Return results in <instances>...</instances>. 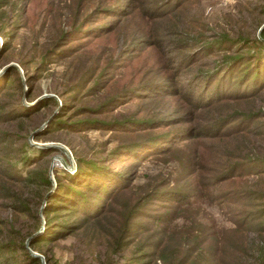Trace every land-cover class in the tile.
I'll return each mask as SVG.
<instances>
[{"label":"rangeland","instance_id":"rangeland-1","mask_svg":"<svg viewBox=\"0 0 264 264\" xmlns=\"http://www.w3.org/2000/svg\"><path fill=\"white\" fill-rule=\"evenodd\" d=\"M140 1L137 0V3ZM161 1L173 3L176 0H158ZM114 2L115 0H0V83L3 82L0 113L17 107V104L30 111L28 115L18 114L1 121L0 131L13 134L18 142H27L29 146L26 154L31 158H39L35 163L22 166V170L33 171L31 176L24 173L22 175V179L26 176L29 180L13 182L0 176V239L25 240L31 232L33 235L38 234L42 240L29 250L42 261L48 258L50 264H127L138 241L132 239L131 242L115 244L110 237L115 226L112 224L115 217L112 213L98 222H93L94 224H78L71 233L63 236L53 233L52 227L44 229L41 209L55 189L56 177L67 182V174L75 176L77 166L85 169L83 161L98 158L103 159L101 165L106 171H135L134 180L130 183L135 193L142 191L159 176L170 172L174 175L175 171L183 174L174 160L164 162L163 158H157L136 162L134 168H129L131 155L124 153L121 158L110 155L120 140L135 134L115 132L104 127L82 131L58 129L52 122L55 117L59 115V118H64L78 114L75 116L77 119L111 120L166 115L176 117L182 123L178 127H183L193 122L185 120L190 118L192 110L176 95L168 98L159 96L156 89L143 90L144 83L165 80L169 87L173 79L184 83L182 79L187 78L190 73L188 77L200 75L204 78L212 76L221 67L226 70L232 65L239 67L246 61L240 55L247 52L249 46L253 49L251 55H256L254 63L258 67L264 64V0H183L180 9L182 11L175 12L173 17L175 21H181L180 27H176L177 32H173L172 39L166 44L154 47L147 43L140 46L133 42L131 37L137 34L138 24L142 27L143 23L139 17L120 19L117 15L113 16L111 7ZM143 9H138L140 16L144 15ZM111 21L113 24L110 31L97 34V28ZM77 28L81 33L76 36L74 31ZM179 29L182 33H187L188 42L192 37L196 42L216 40V43L210 44L208 53L202 59L194 57V62L177 64L182 58L177 47L185 40V37L184 40L179 38L183 37ZM78 36L87 38L78 39ZM190 42L188 44L193 45ZM61 49L66 50L61 52ZM113 59L115 62L107 66L113 70L108 71L104 64ZM11 68H15V73ZM96 70L107 72L105 87L91 91L79 102L74 97L79 95V91L73 87L74 84L82 82L89 85V81H83L86 77L84 74ZM138 85L142 87L133 96L150 95L151 99L159 101L130 97L125 101L121 100L116 106L112 105L115 107L108 113L84 110L85 114H79V110L74 111L80 103L85 104L84 107L94 108L128 86ZM238 105L247 110L259 108L264 112V85L252 99ZM176 110L178 112L174 113ZM256 122L259 128H264V115ZM130 128L134 131L136 127L130 124ZM171 129L140 128L139 133L161 135ZM254 140L253 149L249 150L247 145L244 153L247 156L258 155L264 158V137ZM157 142H160L159 138H156ZM190 146L191 151L201 157V161L207 159V150L198 141ZM179 151L172 157L176 158ZM17 158L19 157L15 156ZM195 163L199 166L196 159ZM13 164L14 167L17 166L18 161ZM46 176L49 180L51 177L53 179L50 187L41 183L40 178ZM241 180L249 187L264 192V171L260 174L249 173ZM222 185L223 183L220 184ZM8 192L10 195L6 196ZM13 205H18L22 210L13 209ZM200 209L199 214L204 217L197 219V222H212L219 230L227 228L230 238L244 242L248 250L241 264H264V231L250 230L244 233V237H240L233 233L234 225L229 220V215H224L222 206L217 208L211 203H204ZM80 216L76 212H70L67 217L65 215L68 222L72 223ZM152 223L148 222L146 225L150 231L157 227L154 224L152 226ZM188 226L187 219L177 218L176 223H172L165 234L174 232L175 239L180 241L183 233L188 232ZM113 236L116 238V230ZM144 236L145 233L136 235L140 240ZM187 245L188 243L184 247ZM183 252L180 250V256ZM195 252L201 253L199 257L206 253L202 250ZM204 263L202 258L195 262ZM143 264L162 263L159 260H149Z\"/></svg>","mask_w":264,"mask_h":264},{"label":"trees","instance_id":"trees-1","mask_svg":"<svg viewBox=\"0 0 264 264\" xmlns=\"http://www.w3.org/2000/svg\"><path fill=\"white\" fill-rule=\"evenodd\" d=\"M182 1L176 0L172 3L141 0L137 3V0H115L111 13L113 16H119L120 19L139 17L143 23L142 27L138 24V32L131 38L137 45L142 46L147 43L154 47L158 44H166L172 39L173 32H177L176 27L178 25L180 27L181 21L177 22L173 17L175 12L181 9ZM139 7L144 8V15L140 16ZM112 21L97 28L99 30L97 34L101 31H110ZM74 32L76 36L81 33L78 32V28ZM179 32L183 34V37L179 38L184 40L185 37V40L178 44L177 51L182 54V58L177 64L194 62V57L202 59L208 53L210 44L216 43V40L196 42L190 37L193 44L190 45L188 43L191 42L186 39L187 33H182L181 29ZM80 37L87 38L78 36V39ZM64 50L66 49L59 51ZM246 51V56L245 53L240 55L246 60L241 66L225 65L228 70L221 67L220 70L214 71L212 76L188 77L190 73L187 74V78L182 79L184 83L173 79L169 87L166 86L165 80L143 84V90L156 89L159 96L170 98L176 95L180 98L184 105L192 110L190 118L185 119L193 121L189 125L178 127L182 123L176 120V117L166 115L111 120L77 119L75 116L78 114L67 115L64 118H59V115L55 117L52 122L58 129L82 131L104 127L115 132L135 134L120 140L111 150L110 155H117L119 158L123 157L124 153L131 155L129 168H134L136 162L157 158H163L164 162L174 160L183 174H177L175 171L174 175L170 172L159 176L142 191L135 193L130 185L134 180L135 171L122 169L110 172L101 165L103 159L85 160L83 161L86 165L85 169L77 166L78 171L75 176L67 174L69 177V179L65 178L67 182L55 178V189L47 197L41 209L44 229L48 226L52 227L53 233L63 236L71 233L78 224L89 222L94 224L93 222H98L112 213L115 215L112 224L116 228L113 226L110 237L114 239L115 244L131 242L132 239L138 240L127 264H143L149 260H159L162 264H195L198 258L204 259V264H241L248 250L244 242L241 239L234 241L232 237L230 238L227 228L219 230L212 222L200 224L197 219L204 217L199 214L201 205L211 203L217 208L222 206L224 215L226 217L229 215L228 218L235 227L232 228L233 233H237L240 237H244L246 231H264V192L249 187L244 180H241L249 173L260 174L264 171V158L258 155L247 156L244 153L247 145L249 150L253 149L254 138L264 137V128H259L256 122L261 119L264 112L259 108L247 110L244 106L238 105L242 101L252 99L264 85V64L258 67L254 63L256 55H251L253 51L251 46ZM114 62L113 59L104 64L108 71L113 70L107 66ZM11 69L15 73V68ZM106 73L105 70L85 73L86 77L83 81H89L90 84L82 82L74 84L73 87L79 91V95L74 97L81 102V99L91 91L104 88ZM2 85L3 82L0 83V93L3 90ZM140 87L142 85L128 86L121 93L113 94L94 108L84 107L86 105L80 103L74 111L79 110L80 112H77L79 114H85L84 110L108 113L121 103V100L135 97L133 95L139 93ZM150 97L148 95L135 98L159 101ZM51 100L55 103L53 99ZM17 105L1 112L0 122L18 114H29V109ZM130 124L136 127L134 131L130 128ZM155 127L172 129L161 135L139 133L140 128ZM156 138H159L160 142L156 143ZM195 141L207 150V159L204 162L190 149L192 147L190 145ZM28 146L27 142H18L13 134L0 131V176L5 180L13 182L25 180L26 176L22 179L23 173L28 174L27 176L33 174L32 170H22L23 165H30L39 159L31 158L26 154ZM176 151H179V155L173 158ZM15 156L19 158L15 159ZM195 159L199 166L196 165ZM14 161H18L15 167ZM40 179L41 183L50 187L48 176ZM9 193L6 196L10 195ZM158 207L161 209L159 210ZM231 207L235 208L231 209ZM12 208L22 210L18 205H13ZM229 210L232 212L230 213ZM70 212L79 213L81 216L73 223L68 222L66 217ZM62 217L64 218L61 220ZM177 218L187 219L190 225L188 232L183 233L180 241L175 239L174 232L165 234L167 228L172 223H176ZM148 222H153L152 226L154 224L157 227L152 231L148 230L149 227H146ZM115 230L116 238L113 236ZM140 233L146 235L141 240L140 237H136ZM26 239L20 238L17 241L14 238L0 239V264H42L39 256L33 255L29 250L42 240L41 236L33 235L31 232ZM187 243L188 245L184 247ZM180 250L184 251L181 256ZM197 250L206 253L199 257L201 253L195 252ZM43 261L45 264H50L48 258Z\"/></svg>","mask_w":264,"mask_h":264},{"label":"water","instance_id":"water-1","mask_svg":"<svg viewBox=\"0 0 264 264\" xmlns=\"http://www.w3.org/2000/svg\"><path fill=\"white\" fill-rule=\"evenodd\" d=\"M51 180L53 181L52 177L50 178V181H51ZM33 255H35V254H33ZM41 262H42V264H44V261H41Z\"/></svg>","mask_w":264,"mask_h":264}]
</instances>
